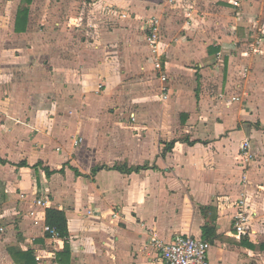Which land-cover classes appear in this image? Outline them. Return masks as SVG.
<instances>
[{
    "label": "crops",
    "instance_id": "obj_1",
    "mask_svg": "<svg viewBox=\"0 0 264 264\" xmlns=\"http://www.w3.org/2000/svg\"><path fill=\"white\" fill-rule=\"evenodd\" d=\"M78 1L91 6L74 0L70 13ZM158 1L100 0L112 21L114 7L129 16L87 38L56 2L0 0V264H165L153 232L209 241L212 264H264V41L245 54L251 19L228 16L262 0H193L217 26L204 32ZM151 17L165 27L164 103L140 30ZM135 168L146 169L124 171ZM241 198L257 215L239 240ZM49 209L65 214L67 241L45 234Z\"/></svg>",
    "mask_w": 264,
    "mask_h": 264
},
{
    "label": "built area",
    "instance_id": "obj_2",
    "mask_svg": "<svg viewBox=\"0 0 264 264\" xmlns=\"http://www.w3.org/2000/svg\"><path fill=\"white\" fill-rule=\"evenodd\" d=\"M126 18L125 13H119ZM193 11H188L184 13V19H186V25L190 26L193 21ZM73 24V21H70ZM143 31L146 34V41L151 48V53L153 56L154 69L158 73L159 80L161 81V101H166L169 97L168 88V62L165 60L167 58L166 46L163 42L165 35V27L158 18H151L146 20L144 23ZM264 39L259 38L257 41L250 45V49L254 53H259L262 42ZM82 141H75V145L78 146ZM240 158L244 162H251L255 159V155L251 151V146L249 142H245L241 147ZM244 181L247 182V176H244ZM38 206H47V202L43 199L38 200ZM237 212L234 216L233 229L235 230L238 239L240 240L243 236H249L252 234L251 226L252 222L256 218V213L252 211L247 205L245 198L238 200L236 204ZM34 216V213H30ZM5 232V225L0 224V233ZM44 232L48 238L52 240H60L62 237L59 232L49 226H44ZM152 244L157 247L162 254L165 264H212L209 258V252L211 249V243L206 240L197 239L192 236L186 235H176L171 243H164L158 238V235L153 232L152 234ZM36 260L42 264H66L60 261L55 254H50L46 260L40 256H36ZM78 264V263H69Z\"/></svg>",
    "mask_w": 264,
    "mask_h": 264
},
{
    "label": "rangeland",
    "instance_id": "obj_3",
    "mask_svg": "<svg viewBox=\"0 0 264 264\" xmlns=\"http://www.w3.org/2000/svg\"><path fill=\"white\" fill-rule=\"evenodd\" d=\"M36 3H42L44 0H35ZM48 2V9L52 10L53 8V5L58 3V5L60 4L62 9V19H65L69 24H70V21H73V28L76 29V32H79L82 34H84L87 38H90L91 34L94 33L95 31L97 30H100L101 28H106V27H120V25L117 24L118 20L120 19H117L119 13H124V12H127V11H123V10H118L116 7L114 8H111L113 10V12H109L108 10H106V12H109V14H112L114 15L113 16V21L111 18L107 17V15L102 12V9H101V2L100 0L98 2H92L91 1V6H88V9L86 8V5L84 4L83 1L79 2L77 5H73V10L72 12L70 13V4L73 3L72 1L74 0H46ZM188 1V0H185V2ZM192 2V3H191ZM190 3L187 2L185 5L180 2V0H159L158 1V6H160V10L161 12L164 11V12H168V13H172V15H174L175 19L177 20H181L183 18V13H186L188 11H193L194 15H193V21L191 22L190 24V28L192 29H197L198 31L201 30V31H206V30H209V29H217V26L216 25H213L212 22L209 21V18L208 16H206L205 14L203 15L202 14V11L203 9H200L199 6H198V1H191ZM195 2V3H194ZM260 4H262V9H260V7L253 12V14H246L247 12L241 8H236L234 10V12L230 13L228 16H236L237 18H242L244 20H247V22L249 23L250 19H251V22H250V26L248 27V29L246 28H242L243 30L246 29V32L243 31V39H244V43L243 44H246L245 47L244 45L242 46V48L244 47V49L246 51H244L245 54H255L254 52L251 51L250 49V45L255 43L257 41V39L259 38H262L264 39V0L260 1ZM96 5V7H93V12L94 14L91 15L89 17H87L88 19H91V20H86L84 19L83 17H85L83 15V13H86V12H91V7ZM231 5L234 7V3H231ZM90 8V9H89ZM116 8V9H115ZM40 10V8H39ZM38 10V11H39ZM246 12V13H244ZM203 13H205V10L203 11ZM250 13H252L250 11ZM137 21H141V20H144L145 18L142 17V18H137L135 17L134 14L130 13ZM116 16V17H115ZM127 16H129V14H127ZM126 16V17H127ZM121 18H124L122 15H120ZM153 18V17H151ZM151 18H148L149 20ZM155 18V17H154ZM211 19H214V17H210ZM241 19V20H242ZM117 20V21H115ZM130 20V19H129ZM161 21V20H160ZM209 21V22H208ZM208 22V23H207ZM144 23V21H143ZM207 23V24H206ZM143 28V26L140 27V30ZM203 29V30H202ZM129 30L131 31H134L137 36H138V40L139 41V45L142 46V49H144L145 47H147V41L146 39L143 41V32L139 31V27L137 25L134 24V26L132 27H129ZM142 35V36H141ZM145 35V38H146V34ZM195 68V67H194ZM168 84H170V79H171V76H170V73L168 74ZM188 78V77H187ZM159 78H157V81H158V84L157 86L155 87V90H154V93H157L158 95L161 93L160 91V88L161 86H159ZM155 95V94H154ZM161 101V100H160ZM161 102H166V101H161ZM232 110H235L232 108ZM2 234V233H0Z\"/></svg>",
    "mask_w": 264,
    "mask_h": 264
},
{
    "label": "trees",
    "instance_id": "obj_4",
    "mask_svg": "<svg viewBox=\"0 0 264 264\" xmlns=\"http://www.w3.org/2000/svg\"><path fill=\"white\" fill-rule=\"evenodd\" d=\"M30 3H32L33 0H29ZM87 2H91L93 0H86ZM22 14L24 15L25 18H28V14L29 11L28 10H24L22 12ZM18 25L17 24V29H18ZM146 168H135V169H126L124 171H126V173H130L133 171H140V170H144ZM46 220H47V225L55 228L60 236L62 237V239H64L65 241L68 240L69 238V231H68V223H67V219L66 216L63 212L54 210V209H49L47 210V215H46ZM67 246V243H66ZM24 256L28 259V260H33L35 261V258H33V255L31 252H27L24 254Z\"/></svg>",
    "mask_w": 264,
    "mask_h": 264
}]
</instances>
